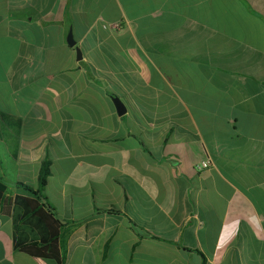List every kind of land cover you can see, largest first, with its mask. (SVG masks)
Returning <instances> with one entry per match:
<instances>
[{"label": "crops", "instance_id": "0c3cea01", "mask_svg": "<svg viewBox=\"0 0 264 264\" xmlns=\"http://www.w3.org/2000/svg\"><path fill=\"white\" fill-rule=\"evenodd\" d=\"M0 112V264H264V0H0ZM44 161L61 261L13 245Z\"/></svg>", "mask_w": 264, "mask_h": 264}, {"label": "trees", "instance_id": "16d2710c", "mask_svg": "<svg viewBox=\"0 0 264 264\" xmlns=\"http://www.w3.org/2000/svg\"><path fill=\"white\" fill-rule=\"evenodd\" d=\"M0 115L7 117L1 112ZM49 173V162L44 161L38 174L37 189L19 183L30 195L16 194L12 200L13 245L16 249L35 257L60 260L63 256V246L59 237L64 226L42 193ZM6 189L5 182L0 180V208L4 211L6 202L1 199Z\"/></svg>", "mask_w": 264, "mask_h": 264}, {"label": "water", "instance_id": "95a60500", "mask_svg": "<svg viewBox=\"0 0 264 264\" xmlns=\"http://www.w3.org/2000/svg\"><path fill=\"white\" fill-rule=\"evenodd\" d=\"M67 42L69 45L73 46L74 45V40L72 39V34L71 32L68 33V36H67ZM76 49V54L77 56L80 58L81 57V52L78 48H75ZM112 100L115 104V107H116V111L119 115L123 114L125 112V109H124V106L122 104V102L119 100L118 97L116 96H113L112 97Z\"/></svg>", "mask_w": 264, "mask_h": 264}, {"label": "built area", "instance_id": "2783aa9c", "mask_svg": "<svg viewBox=\"0 0 264 264\" xmlns=\"http://www.w3.org/2000/svg\"><path fill=\"white\" fill-rule=\"evenodd\" d=\"M208 165H209V162L204 160V161H201L200 163L196 164L195 167H196V169L201 170L203 168H206Z\"/></svg>", "mask_w": 264, "mask_h": 264}]
</instances>
